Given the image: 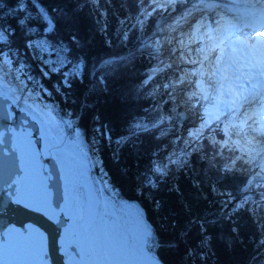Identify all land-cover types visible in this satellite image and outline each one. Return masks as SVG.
Masks as SVG:
<instances>
[{
	"label": "trees",
	"instance_id": "16d2710c",
	"mask_svg": "<svg viewBox=\"0 0 264 264\" xmlns=\"http://www.w3.org/2000/svg\"><path fill=\"white\" fill-rule=\"evenodd\" d=\"M147 3L0 0V23L8 27L21 12L22 18L32 19V27L17 31L12 39L13 53H18L14 58L29 63L34 72L41 67L47 73L40 76L43 84L58 87L61 95L52 99L59 102L61 115L96 142L93 153L110 187L123 199L139 203L159 234L162 246L151 249L158 260L163 264H264V202L247 199L239 208L241 202L229 204V196L236 197L245 184L248 175L242 170L249 163L237 161L225 174L236 156L231 146L224 147L220 128L215 125L187 151L184 141L175 137V147L168 153L165 136L173 130L166 123L170 108L163 97V106L157 107L151 85L158 86L159 80L167 83L169 76L157 77L155 57L138 49L153 26L149 22L143 35L141 23L148 13L154 22L153 12H157ZM40 13L49 27L42 26ZM41 36L66 48V64L60 71L49 72L52 65L40 49L26 46L36 44ZM65 70L74 74L65 79L61 74ZM172 99L167 101L172 104ZM122 137L130 138L129 143L118 144ZM167 154L176 156L174 161L159 163ZM154 166L163 172L158 178ZM94 172L98 173L97 167ZM226 209L238 225V234L226 222ZM193 221L214 223L201 233ZM186 229L190 231L184 235Z\"/></svg>",
	"mask_w": 264,
	"mask_h": 264
},
{
	"label": "rangeland",
	"instance_id": "374dc122",
	"mask_svg": "<svg viewBox=\"0 0 264 264\" xmlns=\"http://www.w3.org/2000/svg\"><path fill=\"white\" fill-rule=\"evenodd\" d=\"M159 4L157 7L152 5V8L157 11L153 12V14H161L168 10H164V6L163 10H160L162 9V5H160V7ZM167 5L168 8L170 7L169 5H175L177 8V4H175L174 0L167 1ZM145 6L147 7V5ZM200 6L201 4L197 3V1L191 3V5L187 2L186 5H184L187 17L185 16L186 13L183 14L184 18L181 17L178 21L174 22L173 27H176V29L173 28L172 30L176 32L178 29L177 26H181L182 28L183 24L188 21H191L189 22L190 26L192 24L195 25L198 21L200 22L202 16L198 15L196 18L190 17L191 14L197 15V12H199L198 9H202ZM203 8L205 12L207 8ZM218 8L219 11H222L220 7H216L212 12H216ZM148 14L140 26V28L142 27L145 29L143 35L148 31L149 22L155 24L153 20L149 18L151 14ZM142 18L143 17H141V19ZM152 27V31L147 33V35L143 36L141 39L138 49L142 51L144 48L149 54L155 57L156 61L154 64L158 63V66L153 72H155L158 77L163 75V69H161L160 54H156V49L151 47L149 45L150 42H148L149 38L154 36V25ZM167 35L168 34L163 36V38H166ZM160 41L161 40H159V42ZM36 45H39L38 48L45 55V59L48 61L47 63L51 64L52 67L55 66L60 68L66 64V56L64 54L66 48L63 45L53 44L45 36L37 38ZM163 49H165V47H163ZM167 59H169V57ZM20 62L25 65L27 75L33 78L29 82V90H32V94L27 100V104L30 108L25 107L23 102H21V105L23 107L22 110L37 121L39 127L37 136L45 145L62 144L64 142L68 143L62 144L61 149L55 151L54 155L62 175L64 194L71 204L72 217L80 229L87 234L92 250L100 258L103 264H163L158 260L155 253L151 251L152 247L147 246L145 243V232L153 229L147 221L144 209L136 201L123 199L119 196L116 189L110 187L109 183L101 173L100 162L97 160V156L93 153L96 142L91 141V135L88 132L84 133L81 128L71 123V119L60 114L59 102L52 99V97L57 96V94L61 95L58 87L53 85L49 88L43 84L40 76L46 72L41 67L38 68L37 72H34L30 68L29 63H25L24 61ZM162 63H164V66L169 67L176 64L177 61L174 59H170L169 61L162 60ZM6 80H11V77H7ZM159 81H161V87H155L156 84L154 82V85L151 86L152 94L154 95L153 99H155L156 104L158 105L157 107L161 108L163 105L162 101L165 100L167 103V100L170 101L168 95L170 96L171 93L166 95V93H164L167 91L165 88L166 85L163 86L166 81ZM177 87L179 88V83L176 84L174 89L178 92V101L175 100L172 104L168 103L170 111L169 115H166V117L169 116L166 121L169 125H166L173 128V130H167L165 136L166 147L167 150H169L168 153L175 147L173 144L177 142L175 141L176 135H180L179 127L175 125L173 119L178 118L180 109H185V104L179 101L183 95L179 89H176ZM164 88L166 91H163ZM41 89H43V91H41ZM188 91L189 88H187V92ZM164 96L167 99H165ZM160 97H163L164 100H161ZM177 108L179 109L178 111H176ZM189 108L196 110L195 114L197 115V118L200 117V119L193 120L195 125L198 124L196 125L198 126L196 129L203 131V136H206L208 134L207 128L205 127L201 129V117H203V112L199 109L200 107L198 105H191ZM199 110L201 112H198ZM158 123L162 125L160 121ZM188 128L183 127L182 130L185 131ZM189 129L192 130V128ZM193 133H196V131H193L192 133L190 132V135L181 132V136L184 137L186 141L190 140L188 142L182 140L181 136L177 137L178 141H184V151L191 150L193 145H196L198 140L202 137L200 136V138L197 139L196 135L193 136ZM214 139L215 138L213 137L212 140ZM177 154L178 151L175 155ZM262 156L264 158V153L261 154V158H258L255 163H249V167L242 170V174L246 172L248 175L247 179L236 197L233 198L229 196V204H235L247 199H251V202L257 204L260 201L264 202V182H261V179L264 177L256 181H254L255 178L252 179V177L257 176V172H259V176H261V174L264 176V172L259 171V168L264 164ZM175 158L176 156L172 157L168 155L166 158L164 156L162 162L159 163L163 164V162H167V160L174 161ZM94 167H97L98 173L94 172ZM262 210L264 213V206ZM262 219L264 218L262 217Z\"/></svg>",
	"mask_w": 264,
	"mask_h": 264
},
{
	"label": "bare ground",
	"instance_id": "6f19581e",
	"mask_svg": "<svg viewBox=\"0 0 264 264\" xmlns=\"http://www.w3.org/2000/svg\"><path fill=\"white\" fill-rule=\"evenodd\" d=\"M158 1L163 2V3L160 2L161 4H159V6L162 5V9L160 10H163V6H164V10L165 9L168 10L162 12L161 14L155 13L153 15L155 20L154 21L155 24H153L154 25L153 32H154V36L157 37H160L161 35L160 31L162 27L165 25V23L174 20L175 19L174 15L175 16L181 15L178 12L179 9H182V11H185L186 13V9L184 8V5H186L187 2L188 4L191 5V3L197 1V3L201 4L200 7H202V9L201 8L200 9L202 11H204L203 8L204 5L210 6L209 9L211 10V12L209 16V22L207 19L208 18L207 13H205L204 16H202V13L199 11L197 12V15L191 14L190 16L192 18H196L198 15L202 16V18H200L201 21L195 23V26L201 29L206 28L207 24L211 22L210 18L213 19L212 22L214 23V25L217 26L218 25L217 21L221 20L223 22L225 20L224 19L225 17L254 18L260 15L259 11L262 12L256 7L258 6L257 0H242V1L241 0H174L175 4H177V8L175 5H169L170 7L169 8L167 7L168 6L167 1H171V0H158ZM216 7H220L222 11L221 10L219 11L218 8L216 12H212L213 10H215ZM185 16L187 17V13L185 14ZM181 17L184 18L183 15H181ZM189 22L191 21L185 22L182 28L181 26L180 27L177 26L178 29L174 33L176 39H174L173 41H170V36H171L170 34H168L166 38L160 37L161 41L159 42V45L167 49L166 52H164V50L156 49L155 53L160 54L161 56L160 61H162V59L165 61L164 58L166 56L164 55H167L169 57L168 61L170 59L171 60L174 59L175 61L178 60L176 56L181 54H189L190 56H192L191 61H201L205 53H207L209 56L212 55L211 52L208 51V49L210 48V43L208 41L201 42L202 47H199L200 42L198 41L194 44L180 43L182 35L189 32L190 29ZM178 32H182L181 37L179 39L177 38ZM149 39L155 41V38H153L152 36ZM150 40H148V42H150ZM175 47L176 49L174 53L170 55L168 52L173 50L172 48ZM201 49H205V52H201ZM191 65L194 67L199 66L198 64L193 65L192 63ZM178 68H181V64L165 67L163 71L161 70L163 74H166V72L169 73V81H167L165 88L167 89V91H171L170 97L173 98L172 99L173 102L175 100L178 101V92L174 90L176 84H178V81L180 80L178 76L182 72L189 74L188 72L190 71V70L187 71L186 69L179 70ZM188 79L194 80L195 77L189 75ZM165 88L163 89V91H165ZM187 88H189L188 92L194 91V89L189 87L188 84L179 83V88L178 87L176 88L177 90L179 89L181 94L183 95V97H181L179 101L185 104V109H180V113H178L179 114L178 118H175L177 122L176 125L179 127V131L183 132V134L186 135L189 134L190 132L192 133L193 131H196V133H198L197 132L198 129H196V127H198L196 125L198 124L195 125V123H193L192 121L200 119V117L197 118V115L195 114L196 110L195 109L192 110L189 108V106L194 105V102H189V94L187 92ZM162 104H164V101H162ZM16 107H18L19 109L23 108L21 103L19 106ZM200 109L203 108L200 107ZM178 110L179 109L177 108L176 111ZM198 112L201 111L199 110ZM202 112L204 113V111ZM183 127H187V128L189 127L192 128V130L188 128L185 131H189V132H185L182 130ZM10 130L12 134L11 144L12 147L17 151L18 163L21 168V173L19 175L14 176V181L16 182V190H18L21 194L19 198L22 200V203L46 212L45 214L51 219H55L56 216L61 211L66 214L67 222L61 228L62 237L60 238V242H61V247L65 252L66 259L70 263L103 264L100 258L92 250L87 234L83 232L78 226V224L74 221L71 214V204L69 203L66 195L64 194L65 199L63 200L60 208H55L52 203L55 195V189L54 187L51 186L52 177H51V173L49 172L47 157L52 156L55 159L54 152L59 151L61 149L62 144H68V143L64 142L62 144L58 143L54 145H45L40 140V143L37 144L34 141V136L31 130L29 129V127L27 126H20L18 128L10 127ZM0 133H3V130H0ZM178 136L180 137L181 133L180 135L177 134L176 138ZM10 162L11 159L7 157V154L3 155L1 154L0 151V175L2 174L4 175V173H7L8 165H10ZM259 171L264 172V164L262 167L259 168ZM257 173L258 174L256 177H252V179L255 178L254 181L260 180L262 177H264L262 176V174L261 176H259L260 175L259 172ZM16 198L17 197L13 195V199L15 200ZM0 201L3 202V207L0 208V230H1L0 257H2L1 261L4 264H46L45 259L42 257V251L45 249V243H44L45 240H44L43 232L37 227V225L29 222L25 223L26 230H22L19 226L15 225L14 223H7L6 220L10 219L11 217L13 219H17L20 221L30 216H28V214H26L25 212L16 211L15 209L12 210L8 209L7 207L8 203L6 202L3 196L2 197L0 196ZM71 245H73L75 249H71L70 248Z\"/></svg>",
	"mask_w": 264,
	"mask_h": 264
},
{
	"label": "snow or ice",
	"instance_id": "6c2138e0",
	"mask_svg": "<svg viewBox=\"0 0 264 264\" xmlns=\"http://www.w3.org/2000/svg\"><path fill=\"white\" fill-rule=\"evenodd\" d=\"M33 7L35 8V5ZM36 10L39 12V9ZM22 17L23 12L9 21L8 27L0 23V111L12 105L19 106L21 102L25 104V107L30 108L27 100L32 94V90H29V82L33 78L27 75L25 65L14 58L18 53L14 54L11 46L17 31L27 32L33 25L30 17L27 19ZM40 19L43 27L50 26L49 22L44 19L43 13H40ZM212 40L210 35L209 41L212 42ZM244 43V41L237 40L225 47L224 41L212 42L208 49L212 55L205 53L201 61H189L193 65L198 64L199 67L178 81L194 89L189 95V102L194 101V105L204 109L201 129L206 127L211 132L214 130L213 124H216L224 134V147L229 148L231 145L229 150L238 153L231 166L225 168V174L232 171L237 161L255 163L264 153V53L241 56L240 46ZM26 46L39 47L31 42H28ZM201 52H205V49H201ZM58 71L60 69L55 66L49 68V72ZM61 74L67 79L68 75L74 73L65 70ZM42 75H47V73ZM189 75L194 76L195 79L189 80ZM7 77H11V80H6ZM197 131L198 134L193 133V135L199 139L204 132L200 129ZM129 139L122 137L118 144L129 143ZM154 172L157 178L163 174L156 166H154ZM151 186L150 183L149 187ZM13 195L17 197L16 203L22 202L18 190L9 193L10 197ZM246 204L247 201H242L237 208L244 207ZM2 207L3 202L0 201V208ZM225 218L226 222L231 225V231L238 234V225L232 215L228 214L227 209ZM192 223L198 225L201 233H205L207 225L214 222L193 221ZM188 231L190 229H186L184 235H187ZM145 243L152 248L162 246L161 238L155 230L145 232Z\"/></svg>",
	"mask_w": 264,
	"mask_h": 264
},
{
	"label": "water",
	"instance_id": "95a60500",
	"mask_svg": "<svg viewBox=\"0 0 264 264\" xmlns=\"http://www.w3.org/2000/svg\"><path fill=\"white\" fill-rule=\"evenodd\" d=\"M20 126L29 127L34 136V141L37 144L40 143V138L36 136L39 132L38 123L24 110L12 105L11 107H5L2 111H0V130H3L0 140V151L1 154H7V157L11 159L10 165H8L7 173L0 175V196H3L8 203V209H15L16 211L25 212L28 214V216H30L20 221L11 217L6 221L7 223H14L22 230H26V222L37 225L44 235L45 249L42 251V257L45 259L46 264H72L66 259L65 252L62 249L60 242V238L62 237L61 228L67 222L66 214L61 211L55 219H51L45 214L46 212L30 207L22 202L16 203L13 199V196H9L10 192L16 190L14 176L21 173V168L18 163L17 151L12 147L11 144L12 134L10 127L18 128ZM47 162L49 172L51 173L52 177L51 186L55 189V195L52 203L55 208H60L63 200L65 199L62 175L54 157H47ZM70 248L75 249L73 245H71ZM0 264L4 263L0 260Z\"/></svg>",
	"mask_w": 264,
	"mask_h": 264
}]
</instances>
